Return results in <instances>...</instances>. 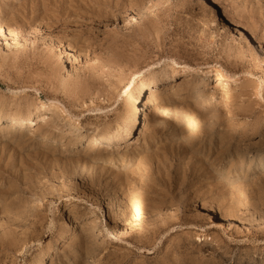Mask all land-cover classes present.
<instances>
[{
	"label": "rangeland",
	"instance_id": "rangeland-1",
	"mask_svg": "<svg viewBox=\"0 0 264 264\" xmlns=\"http://www.w3.org/2000/svg\"><path fill=\"white\" fill-rule=\"evenodd\" d=\"M161 2L0 0V23L19 34L0 32V111L60 99L83 134L117 122L146 62L183 63L158 83L182 88L183 97L160 101L168 121L156 124L155 114L107 138L105 158L92 157L86 136L67 135L74 120L63 113L61 127L39 120L10 131L0 121V264H264V191L251 197L264 164L250 157L264 151V87L255 96L248 72L264 74V0ZM217 60L233 65L240 86L243 122L230 128L186 85L192 75L212 83ZM113 173L149 210L140 233L115 251L103 235L123 208ZM79 219L91 230L74 229Z\"/></svg>",
	"mask_w": 264,
	"mask_h": 264
},
{
	"label": "bare ground",
	"instance_id": "bare-ground-1",
	"mask_svg": "<svg viewBox=\"0 0 264 264\" xmlns=\"http://www.w3.org/2000/svg\"><path fill=\"white\" fill-rule=\"evenodd\" d=\"M152 1L156 3L158 9L164 7L161 0ZM7 29L8 28L5 27L4 24L0 23L2 37L7 38L9 35L14 40H17L19 37L18 32L10 27L8 30ZM69 50L70 49L67 47H64L63 49L64 52H69ZM178 59L179 58L172 59L173 67H166L165 64L162 63L164 60L161 57H158L146 62L137 72H135L124 90L127 93V91L132 89L123 108L124 112L117 122L111 126H105L101 129H99V125L94 126V129L96 130H83L82 134L80 131L81 127L79 126L80 122H75L79 117H75V114L65 102L60 99L54 98V100H49L47 97L40 98L39 96L36 97L34 103H25L24 105L17 104V106L24 107V109H20L17 112L1 110L0 121L8 122L7 125L10 127V131L21 127V125H29L31 122L35 124L39 120H44L43 124L45 125L50 124L52 127H61L62 117L63 114H65V118L71 117V119L74 120L71 122V126L66 128L67 135H76L77 133L78 135L86 136L88 138L86 148L95 151V153L92 154V157L98 156L97 158L101 159L105 156V151L110 149L109 143L105 141L107 138L119 139L124 133L129 134L134 127L141 123L142 119H145L147 123L151 122L153 117H155V114L157 115L155 121L156 124L168 121L170 115L169 111L160 105V101L164 100L165 97L177 98L182 96V88L163 89L159 88L158 83L160 79L174 75L175 66L179 63L183 64ZM210 68L212 83H207L204 80L201 81L200 78L192 75V77L186 80V85L187 87L193 88V90L196 89V97L198 98L197 102L206 107L209 114L214 117L224 114L222 117L224 125L228 128L233 127L237 121L240 120L239 122H243L241 121V117L244 116V110H241V107L239 106H235V99L239 95L240 90V86L235 82L237 74L232 71L233 65L220 60L210 64ZM78 70L79 68L75 61L71 60L70 74L78 72ZM248 72L253 78H255L253 81V93L255 96H261V91H263L264 87V74L256 75V72L250 68ZM2 123L3 122H1V124ZM150 126L151 125L148 126V129ZM58 139L63 140L62 138ZM114 145L116 146L117 143ZM250 157L252 165L264 164V151L251 152ZM85 166L89 167L90 164H86ZM113 177L117 182H121L119 175L113 173ZM260 180L261 182L253 188L251 197H255L260 192L264 191V176H261ZM121 183L124 191V198L122 201L123 208L119 211V221L111 226L103 228V235L114 244V249H112L114 251L117 249V246L125 242L130 243L128 240L140 233L143 222L149 216L148 207L137 201V198L127 184H124L123 182ZM237 205L238 203L235 201L234 206L230 207L229 212L231 214L234 215V212L231 209L235 208ZM241 207V209L246 211L244 206ZM204 215H206L205 211L195 212L194 217H201ZM55 222L53 216H50V222L47 225L49 235H52L56 229ZM92 225V221L79 219L74 222V229L81 228L84 232H88L91 230ZM67 237L68 235L66 234L61 235L62 239H66ZM196 238L200 239L198 235ZM100 245L103 248H107L104 241L100 242Z\"/></svg>",
	"mask_w": 264,
	"mask_h": 264
}]
</instances>
